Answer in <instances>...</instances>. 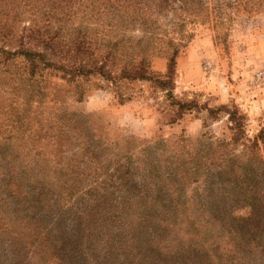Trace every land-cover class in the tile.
I'll return each instance as SVG.
<instances>
[{
	"label": "rangeland",
	"instance_id": "rangeland-1",
	"mask_svg": "<svg viewBox=\"0 0 264 264\" xmlns=\"http://www.w3.org/2000/svg\"><path fill=\"white\" fill-rule=\"evenodd\" d=\"M51 1L21 0L20 28ZM190 3L71 0L59 28L117 43L116 62L143 50L153 75L176 49L172 96L192 111L148 81L27 82L21 58L0 63V264H264V0Z\"/></svg>",
	"mask_w": 264,
	"mask_h": 264
},
{
	"label": "trees",
	"instance_id": "trees-1",
	"mask_svg": "<svg viewBox=\"0 0 264 264\" xmlns=\"http://www.w3.org/2000/svg\"><path fill=\"white\" fill-rule=\"evenodd\" d=\"M47 1L52 2L51 0ZM70 1L53 0V3L56 4V11L48 12L53 16H43L42 18L45 19L41 23L31 20L28 26L20 28L22 13L19 11V5L21 0H0V63L8 64L14 58H21L23 60V73L27 76L24 81L26 80L27 82L33 81L37 75H41L44 71L61 73L62 77L70 82L90 77L111 82L113 85H118L124 80L148 81L164 92L169 100L174 101L172 91L174 87L175 58L177 56L176 49L167 59L166 71L163 75L152 74L143 50L139 52L143 56L138 61H134V58H130V61L118 58L116 62L114 51L116 49L117 51L119 50V48H116L117 43L111 47L103 45L101 42L99 43V39H91L87 35L80 36L79 34L64 38L68 34L60 31L59 27L62 22L61 15L66 14ZM184 4L189 11L196 9L194 8L196 4H191L190 0H184ZM190 4L193 8H190ZM118 43L120 44V42ZM116 69H118V72ZM33 93V90H31L29 93L30 98L35 95ZM37 93L40 94V92ZM76 95L81 98L80 95L82 94L78 91ZM173 103L180 112L192 111L197 107L193 101L183 103L174 101ZM217 111L210 110L208 114L212 115L213 112L216 114ZM226 113L234 130V138L232 139L234 144L239 141L240 137H242L240 135L244 133L242 132L244 117L236 110ZM17 182H8L5 190L12 193V198L19 200L22 190ZM13 188L15 190L11 191ZM42 196L43 194L39 193L32 197H26L25 195L21 197H24L22 199L23 204L35 206L45 202V198ZM251 199L255 201L254 198ZM49 201H51V198L48 199V203ZM256 205L257 201L254 204H250L253 208ZM47 206L51 207V205ZM18 213L20 216H17V220L21 222L27 219L26 225L31 224L28 216H22V210L17 209L14 211L15 215ZM249 224L253 225L250 222ZM59 241L58 239L54 244L47 245V249H50L55 259L57 258L61 261L60 256L54 254V252L60 253L62 251L63 244ZM14 249L16 250L15 247ZM12 255L15 264H30L27 255H19L14 252H12ZM66 262L70 264L68 259Z\"/></svg>",
	"mask_w": 264,
	"mask_h": 264
}]
</instances>
